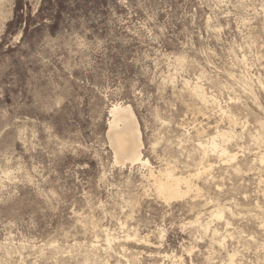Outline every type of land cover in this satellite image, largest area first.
Masks as SVG:
<instances>
[{
	"label": "rangeland",
	"instance_id": "obj_1",
	"mask_svg": "<svg viewBox=\"0 0 264 264\" xmlns=\"http://www.w3.org/2000/svg\"><path fill=\"white\" fill-rule=\"evenodd\" d=\"M117 104L186 196L115 163ZM260 157L264 0H0V264H264Z\"/></svg>",
	"mask_w": 264,
	"mask_h": 264
},
{
	"label": "bare ground",
	"instance_id": "obj_2",
	"mask_svg": "<svg viewBox=\"0 0 264 264\" xmlns=\"http://www.w3.org/2000/svg\"><path fill=\"white\" fill-rule=\"evenodd\" d=\"M192 90L193 91H191V95L197 100V102L204 104L205 98L202 95V92H200V90L198 91L197 88ZM107 135L113 150L115 163L121 165H124L125 163H129L131 165L139 164L140 166L146 169L149 168L147 171L148 172L147 182H152L156 194L165 203H169L172 200L181 199L191 191L193 186L191 185L190 179L192 177L199 176V174L190 175L187 177H182V176L176 177L171 171L165 169L163 172L159 171L158 175H154L148 161L145 158L144 160H142V153H141V150L143 148L142 136L138 121L129 106L117 104L114 105L109 110V123H108ZM219 137L223 138L225 137V135L221 134L219 131H216L214 138L206 142L205 145H203L202 143H198V148L202 150L204 153L209 146L212 152L218 155L219 157L227 158L228 162L233 161L235 159V154L230 155L227 148H225L223 144L220 145L216 143L215 138H219ZM259 161L261 164L264 163L262 157H260ZM199 166H201L200 170L203 169L204 172L206 171V168L211 167L210 165L203 164V159H200ZM181 185L185 186L186 189L185 191L181 190ZM209 216L211 218L213 217L216 219H221L223 217V213L220 210L219 211L216 210L210 212ZM204 229L209 230L210 228L208 225H206L204 226ZM216 231L217 230L212 231L213 235L214 234L216 235L217 233ZM137 238L138 237H136L135 235H126L124 237L126 241L134 240ZM139 240H142L141 242L144 241V243L148 242L146 241L145 238H141ZM230 261L232 263V258L230 259Z\"/></svg>",
	"mask_w": 264,
	"mask_h": 264
}]
</instances>
